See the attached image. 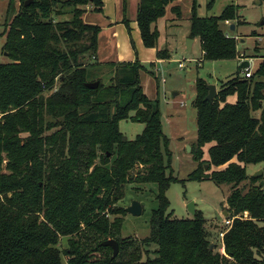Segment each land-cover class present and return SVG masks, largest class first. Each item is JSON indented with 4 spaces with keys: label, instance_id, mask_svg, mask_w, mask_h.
Masks as SVG:
<instances>
[{
    "label": "trees",
    "instance_id": "trees-1",
    "mask_svg": "<svg viewBox=\"0 0 264 264\" xmlns=\"http://www.w3.org/2000/svg\"><path fill=\"white\" fill-rule=\"evenodd\" d=\"M26 2L31 4L24 7ZM173 2L138 0L135 21L146 48H156L154 26ZM8 3L1 33L8 62L0 63V264H264V188L258 187L264 173L255 179L246 171L264 161V57L250 78L239 70L222 84L212 103L204 101L208 84L194 82L192 156L198 168L187 180L230 186L228 217L248 213L225 232L222 254L217 246L210 249L202 213L192 220L167 213L165 192L178 179L168 163L159 109L140 86L145 66L138 61L107 66L116 68L105 88L113 98H98L102 83L89 69L100 28L84 23L83 7L101 13V0L91 5L89 0H19L18 10ZM126 3L121 1L123 13ZM191 5L188 37L199 40L204 61L240 59L237 39L221 28L229 22L235 31L245 24L237 7L200 18L195 0ZM172 11L180 15L179 6ZM64 14L69 19L60 20ZM122 23L128 30L129 22ZM156 54L158 61L170 58L164 49ZM95 81L97 90L84 86ZM231 96L234 103L227 100ZM122 121L139 122L144 129L128 141L119 131ZM136 167L140 171L132 174ZM132 183L157 186L150 236L139 243L119 238L123 219L117 215L125 211L115 207ZM106 240L118 243L114 259L110 248L100 246ZM150 245L156 247L151 257Z\"/></svg>",
    "mask_w": 264,
    "mask_h": 264
},
{
    "label": "rangeland",
    "instance_id": "rangeland-1",
    "mask_svg": "<svg viewBox=\"0 0 264 264\" xmlns=\"http://www.w3.org/2000/svg\"><path fill=\"white\" fill-rule=\"evenodd\" d=\"M9 1L0 0V63L8 62V58L2 53L4 38L1 37V33L5 28L4 23L7 20L6 9ZM12 1L15 9H17L19 0ZM210 2L212 6L208 8ZM191 3L192 0H176L171 6H179V20H174L170 11L171 6H169L166 15L158 21L159 44L162 49L169 53L170 58L165 60L162 65L157 66L155 64L154 68H149L148 64H145V71L140 74V86L144 95L159 109L162 134L169 141L167 146L170 154L168 163L172 176L178 179V182L172 183L165 192V197L169 202L167 213L172 214L171 218L173 219L192 220L194 216L189 211V205L193 204L195 212L202 213L206 229L214 232L212 226H221L224 219L221 212L224 210L223 205H227L226 199L230 186H219L208 180H187V177L198 168L197 161L192 156V147L195 145L197 137L196 111L192 107L195 97L193 95L194 82L197 78H200L208 82L209 85L215 84L220 88L222 84H225L226 81L238 74L240 63H237V60H225L223 62L204 61L198 39L195 40L190 51L186 49L187 42L190 40L187 34L190 26ZM195 3L197 4V15L200 18L217 17L229 5L237 7V16L245 24L237 27L235 31H230L225 25L221 28L224 33L237 39L236 51H238L240 57L241 55H246L251 60L249 67L252 73L255 72L258 68L257 65L264 57V0H195ZM83 8L87 11L84 16L86 23L104 27L103 21L105 19L100 13H93L89 9L87 10V6ZM133 15L134 7L131 6L127 17L132 18ZM12 16L13 12L10 13L9 19ZM59 18L60 20L69 19V14H64ZM127 34L130 37V31ZM105 35L104 29L99 35L97 48L99 60L93 59L91 61L93 66L89 69L94 78L98 76L96 80L100 79L102 83L103 89L101 88L99 91V100H111L113 98L112 93L105 88L112 85L116 73V68L110 69L105 66L106 64H102L107 61L103 55L107 46L105 44L107 40ZM241 40L244 41L241 42ZM131 44L134 47L133 40ZM179 62L184 64V69L178 68ZM242 75L243 72L241 71ZM175 93H178V95L175 96ZM227 100L229 103L236 101L234 96L228 97ZM253 115L257 118L259 117V113H254ZM143 129L144 125L139 122L122 121L119 123V131L128 141L134 140ZM209 147L210 145H206L202 148L203 160L205 161L208 160ZM166 160L167 158H165ZM203 169L209 172L206 166ZM138 171H140V168L136 167L132 174H136ZM246 171L250 177L262 171V176L264 173V161L257 166L248 165ZM249 185L250 182L248 181L244 188L246 189ZM156 195L157 186L155 184L141 185L132 183L124 187L123 197L115 207L122 208L125 211L133 202H138L141 206V213L139 216H132L127 213L117 215L123 219L119 238H131L136 243H139L150 236L151 214L158 209ZM110 219L113 220V217L111 216ZM59 248L62 251L67 248L65 239L60 241ZM155 248L150 245V248H148L149 257L153 256L152 251Z\"/></svg>",
    "mask_w": 264,
    "mask_h": 264
},
{
    "label": "crops",
    "instance_id": "crops-1",
    "mask_svg": "<svg viewBox=\"0 0 264 264\" xmlns=\"http://www.w3.org/2000/svg\"><path fill=\"white\" fill-rule=\"evenodd\" d=\"M121 1L122 0H101L102 12L100 13V15L103 17V19H105L103 21L104 27H100L97 24L96 25L90 24L93 26H99V28H100L99 35H101V32L104 31V29H105V34H106L105 36L107 39L105 44L107 46H106V49H105V52L103 53V55H104L105 60H107V61L103 62L102 64H106L105 66H110L113 64H123V63L128 64L129 62L131 63V62L138 61L143 66L145 64H150V63L157 64V66L162 65L165 62V60L158 61L157 60V54H156L157 51H161V49H162V46L159 44L160 34L158 31V27H157L158 21L161 18L157 21V23L154 26L156 28V30L158 31V35H159V37H158L159 40H158L157 46H156V48H146L145 46H143L142 40H141L140 35H139L138 25H137V22L135 21L137 8H138V6H137L138 0H127L124 13L122 12ZM173 3H175V2H173ZM173 3H171V4H173ZM171 4L169 6H171ZM131 6L134 7V15L132 16V18L131 17L129 18L127 16H128L129 7H131ZM176 6L177 5H175L173 7H176ZM168 7H167V9H168ZM173 7L171 6L170 11L174 17V20H177L178 18H180V15H177V13L175 14V12L172 11ZM88 9L90 11H92V8L87 6V10ZM86 14H87V11L83 15V21H84V16ZM179 14H180V10H179ZM123 20H126L127 22H129L128 30H127L126 26L124 25V23H122ZM84 23H86V22L84 21ZM86 24H88V23H86ZM225 26L229 27L230 23H225ZM129 31H130V37H128V34H127ZM99 35L97 37L98 43H99ZM187 36H188V34H187ZM132 40L134 41V47L131 44ZM195 40L196 39H192V44L190 45V50L192 49ZM243 41L244 40H241V42H243ZM97 48H98V45H97ZM96 55H97L96 60L97 59L99 60L98 52L96 53ZM245 60L249 61L250 59L248 57H246V55H244L240 61H238V60L237 61L235 60V61L237 63L241 64V62L245 61ZM250 62H251V60H250ZM239 70H241V69L239 68ZM189 71H190V69H189ZM206 84H208V82H206ZM215 86H216V90L218 92L219 87L217 85H215ZM177 95H178V93H175V96H177ZM193 95L195 96V89H194ZM223 209H224L223 212H221L222 217L223 218H229L228 213H226L228 206L223 205ZM194 212H195V210H194ZM222 223H223V221H222ZM222 225L223 224H221V226L213 225L212 229H214V232H210L207 230L209 235H210L209 241L211 240L212 248H214V246L217 245L218 251L220 253L224 252L223 247H221L222 246L221 245V239L219 238V234L224 229ZM205 228H206V226H205Z\"/></svg>",
    "mask_w": 264,
    "mask_h": 264
},
{
    "label": "water",
    "instance_id": "water-1",
    "mask_svg": "<svg viewBox=\"0 0 264 264\" xmlns=\"http://www.w3.org/2000/svg\"><path fill=\"white\" fill-rule=\"evenodd\" d=\"M89 2L91 3L92 0H89ZM29 4H31V2L30 3L26 2L24 4V7H27ZM230 31H234L233 25H231ZM191 44H192V40H188L187 46H186L187 50H190ZM4 55L6 56V54H4ZM239 67L241 70L249 68V61H247V60L242 61L241 64L239 65ZM98 83H99L98 81L93 82V83H86L84 86L90 90H97ZM206 88H207L208 92H207L206 97L204 98V101L212 103L214 101L216 95H217L216 86L214 84H210V85H207ZM261 174H262V171L255 173L252 177L257 179L261 176ZM258 187L260 189L263 188L264 182L261 181L259 183ZM189 211L193 214V216L196 215V213L194 212V205L193 204L189 205ZM125 213L132 215V216H139L141 213L140 204L138 202H133L131 204V206H129L128 208L125 209ZM100 246L104 247V248H110L112 250L111 259H114L118 255L119 248H118V243L115 240H106V241L102 242V244ZM210 249H212V246L210 247Z\"/></svg>",
    "mask_w": 264,
    "mask_h": 264
},
{
    "label": "built area",
    "instance_id": "built-area-1",
    "mask_svg": "<svg viewBox=\"0 0 264 264\" xmlns=\"http://www.w3.org/2000/svg\"><path fill=\"white\" fill-rule=\"evenodd\" d=\"M226 23H229V22H226ZM242 57H243V56L241 55L240 59H238V60H241ZM249 63H250V60H249ZM178 68H179V69H184V64L181 63V62H179V63H178ZM242 72H243V76H244L245 78H250L251 75H252V71H251L250 67L244 69ZM247 218H248V213H245V214H243V215H241V216L239 215V216H233V217H229V218H224L222 224H223V228H224L225 230L222 231V232L219 234V238L222 240V237L224 236L225 232H226L227 230H229V228H230V226H231V224H232V222H233L234 219H243V220H246ZM222 254H224V252H222Z\"/></svg>",
    "mask_w": 264,
    "mask_h": 264
}]
</instances>
